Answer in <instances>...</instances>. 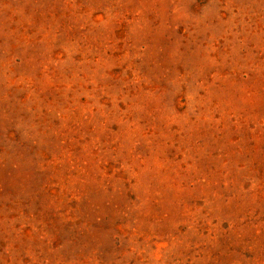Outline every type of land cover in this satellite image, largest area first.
Masks as SVG:
<instances>
[{
	"label": "rangeland",
	"instance_id": "rangeland-1",
	"mask_svg": "<svg viewBox=\"0 0 264 264\" xmlns=\"http://www.w3.org/2000/svg\"><path fill=\"white\" fill-rule=\"evenodd\" d=\"M0 264H264V0H0Z\"/></svg>",
	"mask_w": 264,
	"mask_h": 264
}]
</instances>
